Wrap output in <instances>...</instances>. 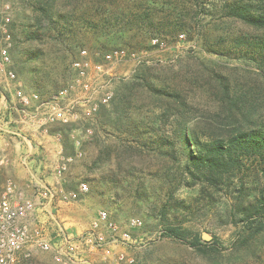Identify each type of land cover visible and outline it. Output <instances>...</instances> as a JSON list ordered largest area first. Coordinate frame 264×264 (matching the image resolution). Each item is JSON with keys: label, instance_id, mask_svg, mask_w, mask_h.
Segmentation results:
<instances>
[{"label": "trees", "instance_id": "trees-1", "mask_svg": "<svg viewBox=\"0 0 264 264\" xmlns=\"http://www.w3.org/2000/svg\"><path fill=\"white\" fill-rule=\"evenodd\" d=\"M183 2L181 5L178 0H68L64 7L72 8L64 14L59 0H32V20L23 23L18 30L17 26L10 25L13 48L26 45L22 54L27 60L20 59L18 69H12L18 76L19 72L26 70L27 63L36 62L37 66L28 70V75L34 88L42 91L44 83L57 84L49 71H44L49 55H55L52 63H57L58 68L63 67L60 79L66 81L73 76L71 64L83 47L78 42L81 35L89 34L96 38V47L103 52L109 49L110 44L100 42L101 39L124 41L134 36L154 38L163 34L179 37L181 31L191 33L194 25L191 22L195 23L207 15L219 20L238 21L261 33L236 36L229 43L224 39L230 48L212 42L207 45L210 53L225 57L234 51L254 61L264 78V0ZM42 47H51V50L47 53ZM155 71V67L143 66L130 80L119 81L110 104L101 106L95 124H87L86 130H91L92 135L84 144L89 143L98 149L92 168L109 166L115 155L117 172L127 174L135 170L132 163L136 158L152 151L173 161L172 166L163 167L162 178L168 186L166 198L160 205H151V210L154 219L159 220L163 227V237L189 242L197 251H203L201 236L172 220L178 211L188 208L185 201L174 197V192L185 185L200 184L202 193L206 189L214 193L232 192V187L239 186L238 194L226 210L227 217L244 223V232L251 231L250 237L263 234L264 111L259 113L252 89L242 85L235 90L224 81L220 82L222 100L226 103L228 116L232 117L231 129L227 132L223 128L220 132L206 127L196 129L188 118L190 110L185 92L158 85L154 81L155 78L157 80ZM142 90L159 104L158 114L150 112L144 118H137V111L138 116H143L134 105L136 94ZM260 96L264 95L260 93ZM238 115L243 119H237ZM249 123L253 126L248 127ZM74 129H77L76 125L68 123L58 124L50 130L52 134L61 135L64 154L69 157L77 154L70 136ZM112 135L114 142L111 141ZM176 146L181 149L180 154L175 152ZM252 175L256 177L257 184L253 189H245V179ZM110 179L116 184L115 176ZM105 180L102 178L101 181ZM142 185L134 189L135 199L145 201L148 199L147 188L141 193Z\"/></svg>", "mask_w": 264, "mask_h": 264}, {"label": "rangeland", "instance_id": "rangeland-1", "mask_svg": "<svg viewBox=\"0 0 264 264\" xmlns=\"http://www.w3.org/2000/svg\"><path fill=\"white\" fill-rule=\"evenodd\" d=\"M178 1L183 5V0ZM4 2L5 0H0V17L3 15ZM31 2L32 0H10L12 6L9 14L11 24L17 26V30L23 23L32 20ZM66 2L68 0H59V7L62 8L64 14H66L65 11L72 8L66 9L64 7ZM183 15L185 16V14ZM186 18L189 22L188 17ZM191 23L194 24L191 33L179 32L185 36L184 40H180L175 34H163L154 38L134 36L124 41L101 39L100 42L109 43L110 46L113 43L121 42L109 46V49L103 52L99 50V47H96V38L89 34L81 35L78 42L83 47L78 50L71 64L73 72L71 78L66 81L60 79L59 74L63 67L58 68L57 63H52L55 55H49L44 71H49L51 79L54 82L56 80L57 84L44 83L42 91L34 88L28 70L37 66L36 62L27 63L26 70L19 72L18 79L25 93L38 94L47 100L73 82L76 77L73 64L82 58L81 51L85 50L87 52L86 59L93 64L105 65L108 70L106 77L112 76L113 78L114 95L119 81L130 80L138 68L155 67L157 80L155 78L154 81L158 85H168L185 92L189 104L188 110H190L188 118L196 129L206 127L214 132H220L222 128L224 132L231 129L229 126L232 117L228 116L226 103L222 100L223 97L220 93V82L223 81L229 84L231 89L238 90V86L242 85L251 88V93L256 97L255 104L259 107L258 111L263 113L264 96H260V93L264 95V78L259 72L261 69L256 67L254 61L245 59L234 51L225 57L210 53L207 45L208 42H212V44H220L223 48H230L228 43L233 40L231 38L240 35H258L260 32L238 21L219 20L218 17L211 18L207 15L201 16L195 23ZM11 36H13L12 33ZM1 37L0 34V39ZM156 39L163 42L165 46L153 45V41ZM224 39L228 40L227 44L224 43ZM34 46L36 47V45ZM25 48L24 44L19 49H14L12 46L13 68H17L20 59H25L22 54ZM42 49L48 53L51 47H42ZM115 50L127 51L129 58L124 62L106 64L104 56ZM24 61L27 62L26 59ZM41 68L43 69L42 66ZM51 68L54 70H50ZM105 80L107 81V78ZM7 81L5 75L0 72V91ZM5 92L9 91L5 89ZM81 95L83 93L73 94L72 97L78 98ZM135 101V107L137 110L140 109L143 114V116H138L137 111V118H144L150 112L157 114L160 112L159 104L149 95L143 93V90L138 91ZM238 118L243 119L241 115H238ZM21 119L24 122L20 121V126H24L26 120L24 117ZM95 119L96 116L93 119L81 117L70 122L77 128L71 132L70 136L77 154L79 153L81 156L75 157L74 162L69 166L66 178L72 185L86 183L90 191L84 199L82 197L76 202L55 206V210H57V212L54 211L56 231L53 232L48 224H44L45 233L49 238L57 240V232L60 227H64L72 234H83L89 229L98 211H106L109 219L119 228L120 232L129 233L135 240L132 247L117 246L111 255L112 261L117 258V255L123 254L132 258L135 261L134 264H264V233L250 237L251 231L244 232V223L227 217L226 210L229 203L238 194L239 186L235 189L232 187V192L214 193L206 189L202 193L200 184L197 186L185 185L174 192L175 200L185 201L188 208L184 210L182 208L172 217V220L178 225L182 223L193 234L201 236V244L205 248H202V252L197 251L189 242L163 237V227L159 220L154 219L151 205H160L161 201L165 200L168 186L165 179L162 178L163 167L172 166L173 161L152 151L146 153L144 157L136 158L132 163L135 170L132 169L127 174L117 172L115 155H113L109 166L92 168L98 149L96 146L84 143L92 135V131L86 130V126L95 124ZM57 125L47 127V131L50 132ZM251 126L253 125L249 123L248 127ZM55 135L61 138V135ZM114 139V135H112L111 141L114 142ZM203 140L206 139L203 138ZM175 152L180 154L179 146H176ZM111 176L117 178L116 184L111 182ZM102 178H106L105 182L101 181ZM255 178L252 175L245 179V189L254 188V184H257ZM141 184H143L141 193L147 188L148 199L145 201L135 199L137 195H135L134 189ZM66 215L69 217L71 215L78 216V218L65 219ZM132 221H139L142 226L133 228ZM78 231L79 233H77ZM34 262L32 264H35ZM84 262H86L85 264H103L101 252L86 254ZM84 262L77 264H84ZM49 264L62 263L55 261Z\"/></svg>", "mask_w": 264, "mask_h": 264}, {"label": "built area", "instance_id": "built-area-1", "mask_svg": "<svg viewBox=\"0 0 264 264\" xmlns=\"http://www.w3.org/2000/svg\"><path fill=\"white\" fill-rule=\"evenodd\" d=\"M12 6L5 0L3 15L0 17V72L8 80V87L13 88L16 104L26 113L43 120L46 127L54 124H68L79 118L93 119L101 106L110 104L114 97L113 78L108 75L104 64H93L86 59L87 52L81 51L82 58L73 64L76 77L66 88L50 96L47 100L38 94H27L22 89L16 72L12 69L11 48L13 46L10 32ZM184 40L183 34L179 35ZM153 45L164 47V43L156 39ZM129 54L125 50H115L104 56L106 64L127 61ZM107 78V81L105 80ZM103 83V84H102ZM73 98V94H81ZM77 154L75 157H80ZM75 157H63L57 172L63 176L74 162ZM0 157V168L5 164ZM86 183H80L74 191H58L43 185L39 191V202L24 197L13 180L5 182L0 192V264H17L21 259H31L34 250L53 253L55 261L62 264L84 262V256L92 252H101L103 264H134L132 258L123 254L111 260L117 246L132 247L135 240L127 232L119 228L109 219L106 211H99L91 222L89 229L83 234L69 233L64 227L58 230L57 240L45 233V225L36 218L37 208L53 206L55 201L63 204L76 202L89 193ZM56 222V219H55ZM133 228H140L142 223L132 221Z\"/></svg>", "mask_w": 264, "mask_h": 264}, {"label": "crops", "instance_id": "crops-1", "mask_svg": "<svg viewBox=\"0 0 264 264\" xmlns=\"http://www.w3.org/2000/svg\"><path fill=\"white\" fill-rule=\"evenodd\" d=\"M7 85L8 82L3 84L0 91V157L6 161L0 168V192L7 180H13L25 198L37 203L43 185L58 191L76 190L78 185L70 183L66 178L67 172L63 176L57 172L62 158L68 157L64 154L61 138L48 132L47 127L43 126V120L21 109L13 98V88ZM5 89L9 92H5ZM22 117L26 120L24 126H20V121L24 122ZM63 205L55 201L53 206L37 208L36 218L40 223L48 224L55 232V206ZM70 217L66 215L65 219ZM54 260L53 253L34 250L31 259H21L17 264H32L34 261L35 264H49Z\"/></svg>", "mask_w": 264, "mask_h": 264}]
</instances>
